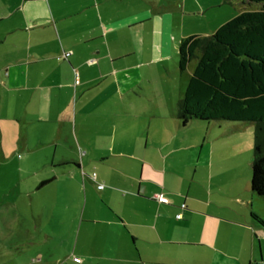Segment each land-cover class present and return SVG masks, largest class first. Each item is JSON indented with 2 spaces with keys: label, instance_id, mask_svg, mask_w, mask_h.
<instances>
[{
  "label": "crops",
  "instance_id": "0c3cea01",
  "mask_svg": "<svg viewBox=\"0 0 264 264\" xmlns=\"http://www.w3.org/2000/svg\"><path fill=\"white\" fill-rule=\"evenodd\" d=\"M219 4L0 0V162L30 198L74 202L77 241L111 264L264 261V198L224 159L237 128L193 142L177 118L178 44L226 22Z\"/></svg>",
  "mask_w": 264,
  "mask_h": 264
},
{
  "label": "trees",
  "instance_id": "16d2710c",
  "mask_svg": "<svg viewBox=\"0 0 264 264\" xmlns=\"http://www.w3.org/2000/svg\"><path fill=\"white\" fill-rule=\"evenodd\" d=\"M237 1L239 12L213 33L179 42V71L192 59L196 64L177 102V118L183 125L252 121L249 185L264 198V0Z\"/></svg>",
  "mask_w": 264,
  "mask_h": 264
},
{
  "label": "rangeland",
  "instance_id": "374dc122",
  "mask_svg": "<svg viewBox=\"0 0 264 264\" xmlns=\"http://www.w3.org/2000/svg\"><path fill=\"white\" fill-rule=\"evenodd\" d=\"M240 5L237 0H220L219 6L210 9V23L230 19L239 12ZM195 62L196 59L188 62L184 76ZM230 125H235L237 130L225 135L229 150L224 159L238 163L247 180L248 174L250 178L253 149L252 121H189L183 129L195 142L201 136L206 138V130L217 132L219 128ZM19 168L10 157L0 162V264H81L73 261L74 256L86 260L84 264H111L109 260L98 257L106 255V251L90 249L79 239L77 241L80 220L76 218L74 202L64 208L62 203L47 202L39 193L30 198L26 194L29 186L19 180ZM85 253L94 256L84 258Z\"/></svg>",
  "mask_w": 264,
  "mask_h": 264
},
{
  "label": "built area",
  "instance_id": "2783aa9c",
  "mask_svg": "<svg viewBox=\"0 0 264 264\" xmlns=\"http://www.w3.org/2000/svg\"><path fill=\"white\" fill-rule=\"evenodd\" d=\"M63 54H64V57L66 58V57L69 55V52H64ZM77 82H78V80L75 79V83H77ZM92 177H93V178L95 177V173H93ZM103 186H104L103 184L99 183V184L97 185V188H98V189H102ZM154 197H156L157 201H159V202H165V201H166V200H165L161 195H159V194H155ZM181 206L183 207V204H182ZM176 218H180V214H177V215H176ZM72 259H73V261H75V262H80V258H77V257H75V256L72 257ZM261 264H264V262H262Z\"/></svg>",
  "mask_w": 264,
  "mask_h": 264
}]
</instances>
